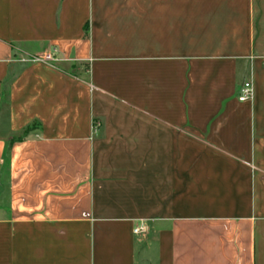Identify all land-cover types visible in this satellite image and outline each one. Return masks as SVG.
I'll return each instance as SVG.
<instances>
[{"label": "crops", "instance_id": "0c3cea01", "mask_svg": "<svg viewBox=\"0 0 264 264\" xmlns=\"http://www.w3.org/2000/svg\"><path fill=\"white\" fill-rule=\"evenodd\" d=\"M0 264H264V0H0Z\"/></svg>", "mask_w": 264, "mask_h": 264}, {"label": "built area", "instance_id": "2783aa9c", "mask_svg": "<svg viewBox=\"0 0 264 264\" xmlns=\"http://www.w3.org/2000/svg\"><path fill=\"white\" fill-rule=\"evenodd\" d=\"M54 59V54L52 52L45 53L42 56L32 57L31 60H38V61H51ZM253 95V87L251 81H246L243 83L240 93L238 94V99L241 101L249 100L252 98ZM137 228L135 232H137Z\"/></svg>", "mask_w": 264, "mask_h": 264}, {"label": "trees", "instance_id": "16d2710c", "mask_svg": "<svg viewBox=\"0 0 264 264\" xmlns=\"http://www.w3.org/2000/svg\"><path fill=\"white\" fill-rule=\"evenodd\" d=\"M30 129V125L29 126H27L24 130H23V133L22 134H20L19 136H18V138L20 139V138H22L23 137V135L28 131Z\"/></svg>", "mask_w": 264, "mask_h": 264}, {"label": "rangeland", "instance_id": "374dc122", "mask_svg": "<svg viewBox=\"0 0 264 264\" xmlns=\"http://www.w3.org/2000/svg\"><path fill=\"white\" fill-rule=\"evenodd\" d=\"M95 125H97V124H95Z\"/></svg>", "mask_w": 264, "mask_h": 264}]
</instances>
